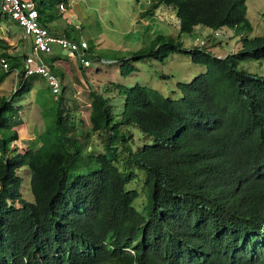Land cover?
<instances>
[{"label":"trees","instance_id":"trees-1","mask_svg":"<svg viewBox=\"0 0 264 264\" xmlns=\"http://www.w3.org/2000/svg\"><path fill=\"white\" fill-rule=\"evenodd\" d=\"M33 1L44 27L52 18L41 19L44 8L58 0ZM159 5L173 9L178 34L226 28L240 46L218 57L155 34L120 58L121 76L138 60L162 62L172 53L204 71L176 83L174 97L138 83L116 86L119 117L89 89L90 131L102 136L96 155L82 154L58 101L52 123L17 153L9 144L22 119L11 99L30 78L10 99L0 97V264H264V76L241 67L264 59V31L251 34L245 0H152L142 15ZM121 126L149 143L133 150ZM21 167L32 202L21 197ZM132 168L143 173L139 209L137 191L127 188Z\"/></svg>","mask_w":264,"mask_h":264},{"label":"rangeland","instance_id":"rangeland-1","mask_svg":"<svg viewBox=\"0 0 264 264\" xmlns=\"http://www.w3.org/2000/svg\"><path fill=\"white\" fill-rule=\"evenodd\" d=\"M69 1H72V5ZM60 2L65 9L69 6L67 9L74 11L80 19L79 28L75 30L73 36H79L78 38L87 42L88 48L85 59L89 60L90 65L83 68V73L78 74L79 77L76 74V77L70 79H66L64 76L61 78V97H57V100L53 101L45 89L44 82L34 78L29 79V87L32 85V88L28 87L29 90L27 88L21 97L13 96L11 102L13 100L21 105L24 120L12 128L14 130L19 129V132L16 140L11 142L9 146L15 148L19 154H23L27 145L35 141L36 137L52 123L50 107L55 101H58L60 105L61 114L70 121V131L82 142L84 149L82 154L96 155L102 152V136L90 131L89 89L100 92L107 100L112 115L119 117L123 96L122 94L119 95L116 86L130 87L138 83L156 89L163 96L174 97L176 96V83H186L204 71V66L192 62L189 55L172 53L162 62L154 59L138 60L133 63L135 71L126 76H121L119 74V59L126 58L145 46L155 34L169 35L177 39L182 47L205 46L218 57H223L240 46L237 36L233 37L232 30L226 28L212 31L201 26H195L192 30L193 33L178 34V20L173 9L169 6L159 5L153 11L142 15L149 8L152 0H58L56 3L50 1L48 7L44 8L41 18L46 21L52 17L51 21L46 23L50 29L54 28L56 24L68 26L71 24L67 10L64 12L58 10L57 4ZM245 5V16L251 25V34H261L264 31V0H245ZM5 19L6 17L0 16L1 22ZM0 27V36L10 38L9 32L5 30L6 25L3 28L1 25ZM15 31L18 32V30ZM54 51L60 52L56 47H54ZM77 65L80 66V64ZM244 66H249L248 70L251 73L264 76V59L243 62L241 67L244 68ZM12 78V72L5 74L2 84L4 87L1 88L3 93L9 91L13 84ZM26 99L28 100L25 104ZM28 104L30 106L33 104L34 109L31 110ZM11 105L14 107L13 103ZM24 105L28 106L30 112L27 111V113L23 110ZM20 115L21 113L18 114L19 118ZM23 130H26L24 136H22ZM120 131L130 137L129 143L133 150L140 147L144 142L149 143L133 127L121 126ZM125 156L126 152L119 150L117 157L119 169ZM132 169L134 179L130 181L127 188L137 191L138 196L133 205L139 209L144 202L143 173L136 168ZM16 173L21 177L20 193L22 199L32 202L28 168L21 167Z\"/></svg>","mask_w":264,"mask_h":264},{"label":"built area","instance_id":"built-area-1","mask_svg":"<svg viewBox=\"0 0 264 264\" xmlns=\"http://www.w3.org/2000/svg\"><path fill=\"white\" fill-rule=\"evenodd\" d=\"M60 11H65L63 4H57ZM0 16L6 17L20 27L23 35L28 39L30 48L22 59V67L16 74L15 85L12 93L16 92L22 83L29 78L43 81L52 99L61 93V83L57 76L49 70L42 57L52 55V47H57L65 53V57L72 59L83 67L90 65L85 59L87 42L83 39H70L48 32L39 24V15L33 0H0ZM0 68L9 70L7 61L0 56Z\"/></svg>","mask_w":264,"mask_h":264},{"label":"crops","instance_id":"crops-1","mask_svg":"<svg viewBox=\"0 0 264 264\" xmlns=\"http://www.w3.org/2000/svg\"><path fill=\"white\" fill-rule=\"evenodd\" d=\"M70 2H71V5H72V1H69V3ZM67 5H68V3H67ZM67 8L65 10H67V13H69L70 18H71V24H69V26L68 25L56 24L54 26V28L50 29V28L47 27V25L45 23L44 27L50 33H54V34H57V35H60V36H64L66 38H70V39H78L79 36H73V33L75 32L76 29L79 28L80 19H79V17H77L75 15L74 11H72L70 9H67ZM0 25L2 26V28L6 25L5 30H7L9 32V34H10V38L5 37V36H0V56L5 58V60L7 61L8 67H9V70L6 71V72H4L0 68V75L4 74L3 78H1V80H0V97H5L6 99H10L9 97L11 96V94H13L12 93V89H13V86L15 85L16 74H17L18 70H20L21 67H22V59H23V57H19V56H22L24 54L26 55V52L30 48V43H29L28 39H26V37L23 35L20 27H18L14 22L9 20L8 18L3 20V22L0 21ZM15 26L18 27V28L16 29ZM15 30H18V32L15 31ZM54 47L55 46L52 47V52H53L52 55L43 56L42 59H43L44 63L47 65V67L49 68V70L51 71V73L52 74L54 73L57 76V78L59 79L60 83H61V78H63V76L66 79H70L71 77H74V76L76 77V74L78 76V74H82L83 73V68H86V67H83L81 65L78 66L77 64H79V63L71 61L72 59L66 58L65 57L66 56L65 53H63L61 51H60L61 53L54 51ZM13 57H19V60L17 62H15L16 65H14V66L12 65L11 66L12 61H13V59H11V58H13ZM65 59H68L71 62H69L68 60H65ZM9 72H12V75H13V78H12L13 79V84L10 87V89L11 88L12 89L11 90L9 89L8 92L3 93L1 88H3L4 86L2 84H3L4 79H5V74H7ZM36 80H39V79H36ZM21 86H20V88H21ZM30 87L32 88L33 86L30 85ZM29 88H28V90H29ZM45 89H46V85H45ZM34 90H35V88L33 89V92H34ZM22 94L19 95L18 97H21ZM27 100L28 99L25 100V104L27 103ZM12 103H13L14 107L17 108V110H18L17 113L18 114L21 113L20 118L22 120H24L22 118L23 111L21 109L22 108L21 105H18V103H15L13 100H12L11 104ZM28 106L31 107V110L34 109L33 104L31 106H30V104H28ZM28 106L27 105L23 106V108H24L23 110L25 112H27V111L30 112ZM18 130L19 129L16 130L17 135H18V132H19ZM25 134H26V130H23L22 136H24ZM17 140L19 141V139H17Z\"/></svg>","mask_w":264,"mask_h":264}]
</instances>
